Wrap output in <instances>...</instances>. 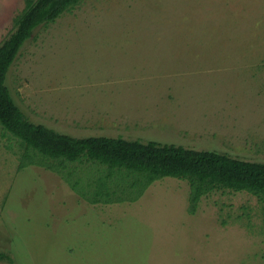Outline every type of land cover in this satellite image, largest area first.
Here are the masks:
<instances>
[{
    "label": "rangeland",
    "instance_id": "374dc122",
    "mask_svg": "<svg viewBox=\"0 0 264 264\" xmlns=\"http://www.w3.org/2000/svg\"><path fill=\"white\" fill-rule=\"evenodd\" d=\"M26 0H0V44ZM28 119L264 163V0H84L40 26L6 76ZM0 126V264H264V201L163 178L92 204ZM13 138V137H12ZM9 144H11V147ZM85 165V164H84Z\"/></svg>",
    "mask_w": 264,
    "mask_h": 264
},
{
    "label": "trees",
    "instance_id": "16d2710c",
    "mask_svg": "<svg viewBox=\"0 0 264 264\" xmlns=\"http://www.w3.org/2000/svg\"><path fill=\"white\" fill-rule=\"evenodd\" d=\"M82 1L26 0L14 30L0 44V126L2 135H11L8 138L19 145L18 170L35 165L51 171L92 204L136 202L163 178L188 182L189 214L197 212L205 196L222 190L246 191L264 201V163L156 142L75 137L28 119L6 85L7 73L35 29L55 22ZM3 261L11 258L0 251Z\"/></svg>",
    "mask_w": 264,
    "mask_h": 264
}]
</instances>
